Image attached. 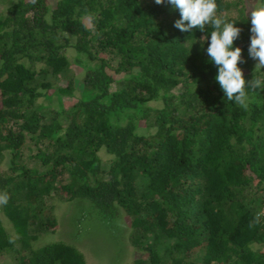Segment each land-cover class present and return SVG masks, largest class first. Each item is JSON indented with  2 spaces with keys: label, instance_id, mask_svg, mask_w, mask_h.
I'll list each match as a JSON object with an SVG mask.
<instances>
[{
  "label": "trees",
  "instance_id": "obj_1",
  "mask_svg": "<svg viewBox=\"0 0 264 264\" xmlns=\"http://www.w3.org/2000/svg\"><path fill=\"white\" fill-rule=\"evenodd\" d=\"M0 2L6 264H87L44 239L60 201L77 226L113 230L115 248L128 218L130 264H264V217L248 227L264 211V88L246 84V108L226 100L210 25L182 32L167 0ZM216 2L242 30L245 79L264 77L248 52L256 0Z\"/></svg>",
  "mask_w": 264,
  "mask_h": 264
},
{
  "label": "clouds",
  "instance_id": "obj_2",
  "mask_svg": "<svg viewBox=\"0 0 264 264\" xmlns=\"http://www.w3.org/2000/svg\"><path fill=\"white\" fill-rule=\"evenodd\" d=\"M33 4L36 0H31ZM165 0H155L160 5ZM180 12V19L174 26L182 32L192 29L205 31L207 25L213 29L210 32V43L207 53L211 61L218 67L215 79L219 83L226 100L234 102L241 107H247L246 84L255 90L264 88V77L255 76L250 81L244 77L243 70L238 66L243 62L242 49L233 47L234 41L240 36L241 29L236 27L235 21H229L217 15L216 0H167ZM251 37L248 48L249 56L258 63L255 72L264 70V2L256 0L250 5ZM94 17L89 14V20ZM187 22V23H186ZM10 197L8 194H0V206L6 205ZM264 211L257 212L249 222V229H254L261 223Z\"/></svg>",
  "mask_w": 264,
  "mask_h": 264
},
{
  "label": "rangeland",
  "instance_id": "obj_3",
  "mask_svg": "<svg viewBox=\"0 0 264 264\" xmlns=\"http://www.w3.org/2000/svg\"><path fill=\"white\" fill-rule=\"evenodd\" d=\"M4 8V4L0 2V11ZM66 104H70L76 100L75 97H65ZM4 165L0 166V170L4 169ZM72 203L57 202L56 216L58 219V226L55 233L46 235V241H64L66 243L75 245L84 255L87 264H130L137 256L139 251L134 248L129 242L125 233L128 232V218L122 217L119 226V240L120 246L115 248V238L117 234L113 230H108L105 227L99 226V223L94 221L83 222L79 225L82 227L78 231L76 219L74 218V211H72ZM5 225L9 226V221L3 217ZM9 230L13 231L12 228ZM77 233H80L77 236ZM120 255L117 259L116 253ZM10 261L9 257H1L0 264H6Z\"/></svg>",
  "mask_w": 264,
  "mask_h": 264
}]
</instances>
